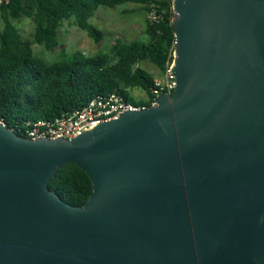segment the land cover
I'll use <instances>...</instances> for the list:
<instances>
[{
  "label": "water",
  "instance_id": "1",
  "mask_svg": "<svg viewBox=\"0 0 264 264\" xmlns=\"http://www.w3.org/2000/svg\"><path fill=\"white\" fill-rule=\"evenodd\" d=\"M172 10L156 105L71 138L0 120V264H264V0ZM67 163L91 181L81 206L48 187Z\"/></svg>",
  "mask_w": 264,
  "mask_h": 264
},
{
  "label": "trees",
  "instance_id": "2",
  "mask_svg": "<svg viewBox=\"0 0 264 264\" xmlns=\"http://www.w3.org/2000/svg\"><path fill=\"white\" fill-rule=\"evenodd\" d=\"M141 5L149 13L144 32L146 40L120 39L108 52L84 56L80 52L48 61L36 55L32 43L47 50L58 44V29L63 20L73 17L76 25L95 42L101 30L89 19L99 6L124 3ZM172 0H1L0 20V120L22 132L28 121L53 119L80 109L94 96L117 92L128 101L143 103L128 91L139 87L150 94L153 76L140 65L147 60L159 71L172 62L175 46ZM31 18V40L22 39L14 20ZM48 187L68 204L81 206L92 191L91 181L76 164L67 163L56 171Z\"/></svg>",
  "mask_w": 264,
  "mask_h": 264
},
{
  "label": "rangeland",
  "instance_id": "3",
  "mask_svg": "<svg viewBox=\"0 0 264 264\" xmlns=\"http://www.w3.org/2000/svg\"><path fill=\"white\" fill-rule=\"evenodd\" d=\"M148 13L141 5L135 3H124L114 7L99 6L89 21L99 30L102 36L98 42L93 41L84 30L80 29L73 17L63 20L59 26L57 39L58 44L47 50L43 45L32 43L33 52L48 61L59 60L65 55L73 52H80L84 56L94 55L96 52H108L115 40L120 39L124 42L131 40H146L144 32L145 20ZM22 39L31 40L34 24L31 18L22 17L14 20ZM2 21L0 20V29ZM140 65L149 73L153 74L155 66L149 61L144 60ZM135 99L144 100L146 93L139 87H134L128 91Z\"/></svg>",
  "mask_w": 264,
  "mask_h": 264
},
{
  "label": "built area",
  "instance_id": "4",
  "mask_svg": "<svg viewBox=\"0 0 264 264\" xmlns=\"http://www.w3.org/2000/svg\"><path fill=\"white\" fill-rule=\"evenodd\" d=\"M148 17L151 20H157L159 15L152 9ZM174 85L175 78L171 73V63H169L162 77L153 79V88L150 94H146L143 103H134L124 99L117 92H110L106 95L94 96L80 109L65 112L53 119L28 121L22 132H17L31 139L71 138L101 121L117 117L124 111L156 105L155 100L158 95L163 92L172 94Z\"/></svg>",
  "mask_w": 264,
  "mask_h": 264
},
{
  "label": "crops",
  "instance_id": "5",
  "mask_svg": "<svg viewBox=\"0 0 264 264\" xmlns=\"http://www.w3.org/2000/svg\"><path fill=\"white\" fill-rule=\"evenodd\" d=\"M155 66V65H154ZM153 79H155V78H160V77H162V74H163V72H161V71H159V69L155 66V68H153Z\"/></svg>",
  "mask_w": 264,
  "mask_h": 264
}]
</instances>
